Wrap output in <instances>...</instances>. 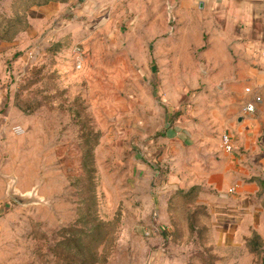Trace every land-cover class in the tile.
I'll return each instance as SVG.
<instances>
[{
    "label": "rangeland",
    "instance_id": "rangeland-1",
    "mask_svg": "<svg viewBox=\"0 0 264 264\" xmlns=\"http://www.w3.org/2000/svg\"><path fill=\"white\" fill-rule=\"evenodd\" d=\"M49 1L0 0L27 41L0 57V264H264L260 211L202 196L231 133L213 37L169 0H56L24 31Z\"/></svg>",
    "mask_w": 264,
    "mask_h": 264
},
{
    "label": "crops",
    "instance_id": "crops-1",
    "mask_svg": "<svg viewBox=\"0 0 264 264\" xmlns=\"http://www.w3.org/2000/svg\"><path fill=\"white\" fill-rule=\"evenodd\" d=\"M105 1V0H102ZM177 3L173 13L195 19L213 38L203 50V61L222 69L221 79H229L222 93L223 119L235 142L233 151L221 150V158L207 176H202V196L210 204L228 208L239 218L251 220L258 209L264 218V0H169ZM24 31L33 35L60 13L61 2L52 0L33 8ZM173 14V15H174ZM26 37H0L2 49L23 48ZM3 62L0 59V68ZM251 87V92L246 87ZM260 94L255 111L246 105ZM221 95V94H220ZM226 106V108H224ZM231 186H236L230 191ZM218 207V206H217ZM229 213V212H228Z\"/></svg>",
    "mask_w": 264,
    "mask_h": 264
},
{
    "label": "built area",
    "instance_id": "built-area-1",
    "mask_svg": "<svg viewBox=\"0 0 264 264\" xmlns=\"http://www.w3.org/2000/svg\"><path fill=\"white\" fill-rule=\"evenodd\" d=\"M251 90L252 89L250 86L246 87V91L251 92ZM261 100H262V96L260 94H255L253 97V100H251L247 103L246 109L248 111H255L257 108V103L260 102ZM14 129L16 132H19L22 130V126L21 125H14ZM221 143H222L223 148L228 152L233 151L235 148V142H234V139L232 137V134L228 131H225L222 133ZM235 188H236V186H231L229 190L234 191Z\"/></svg>",
    "mask_w": 264,
    "mask_h": 264
},
{
    "label": "trees",
    "instance_id": "trees-1",
    "mask_svg": "<svg viewBox=\"0 0 264 264\" xmlns=\"http://www.w3.org/2000/svg\"><path fill=\"white\" fill-rule=\"evenodd\" d=\"M19 20V18L15 17V18H11L10 20V24L8 25V27L6 28V32H9L13 27H14V24ZM2 36L3 39H6V40H12L16 33L15 31H12L11 33H6Z\"/></svg>",
    "mask_w": 264,
    "mask_h": 264
}]
</instances>
